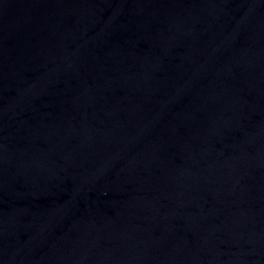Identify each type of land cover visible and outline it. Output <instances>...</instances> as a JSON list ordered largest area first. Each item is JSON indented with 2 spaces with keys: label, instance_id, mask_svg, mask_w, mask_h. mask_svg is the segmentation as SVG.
<instances>
[{
  "label": "water",
  "instance_id": "obj_1",
  "mask_svg": "<svg viewBox=\"0 0 264 264\" xmlns=\"http://www.w3.org/2000/svg\"><path fill=\"white\" fill-rule=\"evenodd\" d=\"M0 264H264V0H0Z\"/></svg>",
  "mask_w": 264,
  "mask_h": 264
}]
</instances>
